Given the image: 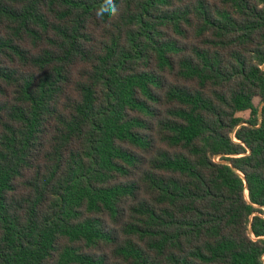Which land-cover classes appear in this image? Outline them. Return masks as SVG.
I'll return each mask as SVG.
<instances>
[{
  "label": "trees",
  "instance_id": "obj_1",
  "mask_svg": "<svg viewBox=\"0 0 264 264\" xmlns=\"http://www.w3.org/2000/svg\"><path fill=\"white\" fill-rule=\"evenodd\" d=\"M103 3L0 0V264H264V0Z\"/></svg>",
  "mask_w": 264,
  "mask_h": 264
},
{
  "label": "clouds",
  "instance_id": "obj_2",
  "mask_svg": "<svg viewBox=\"0 0 264 264\" xmlns=\"http://www.w3.org/2000/svg\"><path fill=\"white\" fill-rule=\"evenodd\" d=\"M118 7L115 3V0H104L102 8L98 11V15L107 14L110 17H115L118 14Z\"/></svg>",
  "mask_w": 264,
  "mask_h": 264
},
{
  "label": "rangeland",
  "instance_id": "obj_3",
  "mask_svg": "<svg viewBox=\"0 0 264 264\" xmlns=\"http://www.w3.org/2000/svg\"><path fill=\"white\" fill-rule=\"evenodd\" d=\"M254 105L258 108V111H261L262 104L260 103L259 99L254 100ZM239 118H241L244 121H247L250 117L249 112L240 113L237 115Z\"/></svg>",
  "mask_w": 264,
  "mask_h": 264
}]
</instances>
